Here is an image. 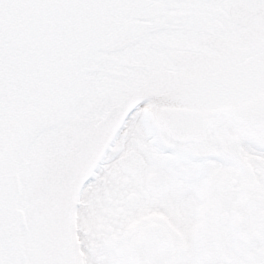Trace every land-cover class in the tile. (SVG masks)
I'll return each mask as SVG.
<instances>
[{
  "label": "snow or ice",
  "instance_id": "snow-or-ice-1",
  "mask_svg": "<svg viewBox=\"0 0 264 264\" xmlns=\"http://www.w3.org/2000/svg\"><path fill=\"white\" fill-rule=\"evenodd\" d=\"M230 8L264 20V0H0V264H264L259 212L245 221L246 239L211 243L192 231L213 174L210 199L226 203L228 187L245 180L264 189V77L255 78L264 63L231 107L212 112L172 110L181 107L178 94L145 95L134 75L147 73L136 61L155 37ZM113 104L121 105L118 125L77 178L76 199L67 197L76 228L69 218L56 245L34 228L39 168L25 161L66 157L69 129ZM149 213L171 223L141 219Z\"/></svg>",
  "mask_w": 264,
  "mask_h": 264
},
{
  "label": "water",
  "instance_id": "water-1",
  "mask_svg": "<svg viewBox=\"0 0 264 264\" xmlns=\"http://www.w3.org/2000/svg\"><path fill=\"white\" fill-rule=\"evenodd\" d=\"M152 45L141 54L142 61H136L148 65L146 74H134L136 90L143 89L145 95L155 96L176 93L179 98H190H180L181 104L197 103L203 101L198 99L200 96L227 92L223 88L231 86L237 79L234 68L216 61H235L238 55L264 50V20L239 8L220 9L216 15L203 20L197 14L178 34L157 36ZM120 107V104L110 105L103 116L87 127L70 128L75 139L66 157L49 153L41 158L34 153L32 160L25 161L39 168V175L32 184L35 202L29 206V213L38 218L34 228L46 240L56 245L63 241V227L67 226L71 212L67 197L74 201L76 180L87 172L94 160L95 145L102 138L106 139L110 127L118 122L115 116ZM42 191L47 195L38 199Z\"/></svg>",
  "mask_w": 264,
  "mask_h": 264
},
{
  "label": "flooded vegetation",
  "instance_id": "flooded-vegetation-1",
  "mask_svg": "<svg viewBox=\"0 0 264 264\" xmlns=\"http://www.w3.org/2000/svg\"><path fill=\"white\" fill-rule=\"evenodd\" d=\"M264 63V50H257L255 52H249L246 55L238 58L237 61L232 62L229 65L236 71L237 79L233 80L231 86L223 88L224 91L215 96L204 97L200 96L198 99L203 101L197 103H183L180 108L172 110H182L185 112H212L221 107L228 108L232 106V100L235 99L234 92L239 91L247 86L248 81L254 78L257 64ZM264 74H256L255 78H262ZM180 98L190 99L187 96H181ZM212 100V101H209ZM167 108L158 109L159 112L169 111ZM102 154V152H101ZM217 175L213 174L208 178L205 183L202 200L198 211L199 220L192 226V231L195 233H208L211 243H219L221 240L227 241L229 234H234L238 239H246L247 231H244L245 221L251 223V219L257 212L261 217H264V189L258 190L255 183L249 180H245L240 183L238 188L229 186L227 191L229 195L226 198L223 195H219L210 199L213 191L216 187ZM225 182L226 181H222ZM233 191L238 192L239 196L235 199L230 195ZM153 216L162 218L167 222L168 217L159 213H149L147 216H142L141 219H151ZM213 224L214 227L210 230L209 225ZM174 230L181 237L184 233L178 228ZM76 228V223H75ZM209 238H206L204 243L206 246H210ZM77 244L79 241L77 240ZM79 251V249H77ZM83 260L84 254L80 253Z\"/></svg>",
  "mask_w": 264,
  "mask_h": 264
},
{
  "label": "rangeland",
  "instance_id": "rangeland-1",
  "mask_svg": "<svg viewBox=\"0 0 264 264\" xmlns=\"http://www.w3.org/2000/svg\"><path fill=\"white\" fill-rule=\"evenodd\" d=\"M75 199H76V196H75ZM75 199H74V200H75ZM74 213H75V209L72 208V209H71V212H70V219H71V225H72L73 230L75 229L74 226H73V223H72V218H73Z\"/></svg>",
  "mask_w": 264,
  "mask_h": 264
},
{
  "label": "bare ground",
  "instance_id": "bare-ground-1",
  "mask_svg": "<svg viewBox=\"0 0 264 264\" xmlns=\"http://www.w3.org/2000/svg\"><path fill=\"white\" fill-rule=\"evenodd\" d=\"M119 122V121H118ZM118 122L116 123L117 125H118ZM111 137H110V134L108 135V137L106 138V139H110ZM98 157V156H97ZM99 158H100V156H99ZM95 160H93L92 161V163H91V165H90V167L88 168V169H90V168H92L94 165H95V161H96V158H94ZM90 171V170H89ZM87 172H88V170H87ZM86 172V173H87Z\"/></svg>",
  "mask_w": 264,
  "mask_h": 264
}]
</instances>
